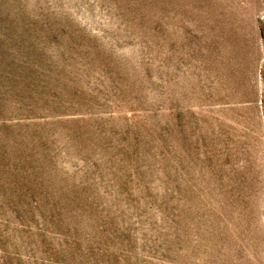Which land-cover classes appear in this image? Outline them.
Masks as SVG:
<instances>
[{
  "label": "rangeland",
  "instance_id": "1",
  "mask_svg": "<svg viewBox=\"0 0 264 264\" xmlns=\"http://www.w3.org/2000/svg\"><path fill=\"white\" fill-rule=\"evenodd\" d=\"M0 264H264V0H0Z\"/></svg>",
  "mask_w": 264,
  "mask_h": 264
}]
</instances>
